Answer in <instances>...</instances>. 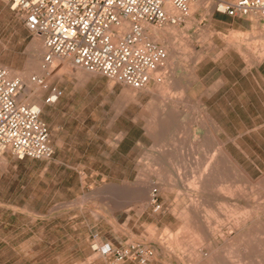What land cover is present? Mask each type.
<instances>
[{
    "label": "rangeland",
    "instance_id": "1",
    "mask_svg": "<svg viewBox=\"0 0 264 264\" xmlns=\"http://www.w3.org/2000/svg\"><path fill=\"white\" fill-rule=\"evenodd\" d=\"M213 1L198 0L184 23L165 26L177 33L159 44L172 59L159 73L163 83L146 86L160 87L157 95L63 61L51 66L46 85L33 90L40 95L30 98L42 105L49 85L61 89L41 120L53 148L64 143L49 159L0 153V264H105L93 249L102 242L141 243L153 250L147 264H178L158 242L183 226L175 211L186 209L210 226L213 252L264 264V19L228 18L213 12ZM232 38L263 55L258 68L244 73V58L228 48ZM35 40L0 0V66L28 73ZM216 157L214 184L199 189ZM137 184L150 185L145 209L129 195ZM247 211L254 218L235 230Z\"/></svg>",
    "mask_w": 264,
    "mask_h": 264
},
{
    "label": "built area",
    "instance_id": "2",
    "mask_svg": "<svg viewBox=\"0 0 264 264\" xmlns=\"http://www.w3.org/2000/svg\"><path fill=\"white\" fill-rule=\"evenodd\" d=\"M197 0H8L9 9L39 39L44 62L68 61L74 68L99 74L134 89L146 87L167 60V51L152 38L153 28L179 26ZM214 13L232 19H264V0H214ZM30 83L44 85L31 76ZM26 83L0 66V153L16 158L49 159L53 148L41 120L44 105L58 101L61 89L49 85L42 105L25 94ZM93 249L105 264H147L153 250L130 242H108Z\"/></svg>",
    "mask_w": 264,
    "mask_h": 264
},
{
    "label": "bare ground",
    "instance_id": "3",
    "mask_svg": "<svg viewBox=\"0 0 264 264\" xmlns=\"http://www.w3.org/2000/svg\"><path fill=\"white\" fill-rule=\"evenodd\" d=\"M197 2H198V0L196 1V3H194L190 7L189 13H192V11H193L194 7L196 6ZM164 27H162V28H153L151 30V34H152L153 40L155 42H157L158 44H161V45L165 41H167L170 37L174 38L173 35L177 31L175 28L174 29L173 28L170 29L171 28L170 26H169L170 28H168V27L164 28ZM168 43H169V41H168ZM227 44H228V48L234 49L240 56H242L244 58L245 64H246V68L244 70V73L249 72L248 71L249 67L255 66V67L258 68L260 66V64L262 62V56L263 55L259 54L258 56H254L255 53H250L249 54V52H250L248 50L249 48L246 46V44H245L246 47H244V45L242 43V40H240L239 38L238 39L232 38V39H230L227 42ZM170 45H172V43ZM246 48H248V49H246ZM43 56H44V48H43L42 44L39 42V40L38 41L35 40L33 42L32 46H31V50H30V53H29V61H28V65H27V69H28L29 72L22 75L20 73H17L15 71H13L12 69H10V71H11V73L13 75H17V76L21 77L22 80L24 81V83H26L25 94L28 95L31 98L38 97L40 95V93L33 92V90L37 91V89H35V87L43 88L46 85V80L51 77V75H50L51 73H49V69L51 68V66H54L57 61H59V60H54L52 65H47L44 62ZM247 57H249V58H247ZM170 59H172V56L171 57L170 56L167 57V61H169ZM63 63L65 65L70 64L68 61H63ZM46 69H47V71L45 73ZM166 69H168V67L165 64L162 67H160L159 69H157L154 72V74H153L154 80H156L158 82H162L163 78L159 77L160 76L159 73L162 72L161 73V75H162L165 71H167ZM163 70H165V71L163 72ZM68 71L70 73H72L73 75L79 77L80 79H85V74L83 72H81V71H77V70H74L72 68H69ZM32 73H37V74H41V75H43L45 73V77H43L44 78L43 80H44L45 84L44 85H36L34 83H30L29 79H30V77H31L30 75ZM172 82H176V80L172 79ZM159 89H160V87L157 90L156 89L155 90H148L147 87L141 88V90L145 91L146 94L147 93L150 94V96L157 95L158 92H159ZM162 89H163V86H162ZM135 90H130V91L134 92ZM134 94L135 93H131L130 94L131 97H133ZM176 103L177 102H175L173 104L174 107H175ZM179 104H180V102L177 103V105H179ZM182 104H180V105H182ZM167 106H169V105H167ZM177 107L178 106H176V108ZM182 107H183V105H182ZM172 109L174 110V108H172ZM162 112H164V111H162ZM175 112H178V108H177V110ZM170 114L171 113H169V115ZM176 114H178V113H176ZM164 118H165V116H164ZM168 118L166 117V119H168ZM176 118H177V116H176ZM174 119H172L173 123H174L175 120H177V119H175V120ZM215 159H217V157L216 158H211V162H210V164H208L209 166H206L207 168H206V170H204V172L202 171V174L200 176L199 182L197 183V187L199 189L200 188L201 189L208 188L209 186H211L213 180L215 179L214 178L215 174L217 172V169L219 168L218 167L219 166V160H215ZM235 166H237V163H236ZM213 184H214V182H213ZM149 187H150V185H148V184H137L135 187H129L128 188V190L131 192V194H129L131 199L133 201L142 203L144 209L147 208V206L149 204L148 201H147L148 200L147 192H148V188ZM193 187L196 188V186H193ZM243 193L242 194L241 193H236V194L239 197H243ZM247 198H246V200H248ZM239 203H240V201H239ZM195 209H197V207ZM237 209H239V208H237ZM234 211L236 212V210H234ZM254 213L255 212H253L251 214V213H249L247 211L246 213H244V217L243 218L239 217V219L240 218H242V219L240 220V222L239 221L236 222L235 230L238 231L239 229H241V227H242L241 225L242 224L244 225V223H246L248 219L252 220V218H254V217H252V215ZM175 214H177L179 217L182 218L183 226L181 228H179V230L177 232H175V231L173 232V231L168 229L162 235V237L160 238V240L158 242V245H159V247H160V249H161V251L163 253L169 254V255H173L176 258V261L178 262V264H237V262H235L233 260L234 256H231L234 253L232 254L231 252H227V254H229V255H227L226 253H225L226 254L225 255V254H223L224 251L223 252L221 251L222 253L220 251L219 252L218 251L217 252H215V251L213 252V248L215 246V242L213 240V238H214L213 232L210 230V226L207 223H202V222H200L197 219V217H196L197 213L195 212V210L186 209L185 211H181L180 213L175 211ZM241 216H242V214H241ZM256 218H257V216H256ZM252 223H254V221ZM244 234H246V233H244ZM176 246L178 247V251L175 250ZM184 246H186V248H184ZM157 254H158V251L156 250L155 259H157ZM223 255H225V256H223ZM235 257L239 258V256H235ZM239 260H240V258H239ZM166 264H168V262Z\"/></svg>",
    "mask_w": 264,
    "mask_h": 264
},
{
    "label": "crops",
    "instance_id": "4",
    "mask_svg": "<svg viewBox=\"0 0 264 264\" xmlns=\"http://www.w3.org/2000/svg\"><path fill=\"white\" fill-rule=\"evenodd\" d=\"M45 106L46 105L43 106V109H44ZM59 141H60L59 144H56L54 148L52 146L53 152H54V149H57V148H59V147H61L63 145L64 142H63V140H61V138H59ZM29 159H31V158H29ZM36 160H39V159H36Z\"/></svg>",
    "mask_w": 264,
    "mask_h": 264
}]
</instances>
